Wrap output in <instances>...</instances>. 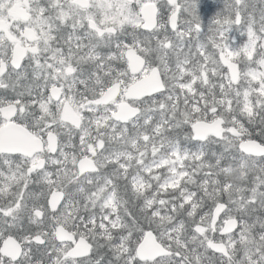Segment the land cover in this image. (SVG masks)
Returning a JSON list of instances; mask_svg holds the SVG:
<instances>
[{
	"label": "snow or ice",
	"instance_id": "6c2138e0",
	"mask_svg": "<svg viewBox=\"0 0 264 264\" xmlns=\"http://www.w3.org/2000/svg\"><path fill=\"white\" fill-rule=\"evenodd\" d=\"M0 0V264H264V0Z\"/></svg>",
	"mask_w": 264,
	"mask_h": 264
},
{
	"label": "flooded vegetation",
	"instance_id": "af4514ba",
	"mask_svg": "<svg viewBox=\"0 0 264 264\" xmlns=\"http://www.w3.org/2000/svg\"><path fill=\"white\" fill-rule=\"evenodd\" d=\"M201 2L203 6L201 18L207 24L215 15V12L223 6V0H201Z\"/></svg>",
	"mask_w": 264,
	"mask_h": 264
}]
</instances>
